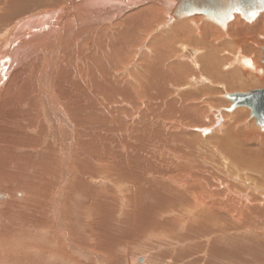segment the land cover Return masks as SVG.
Segmentation results:
<instances>
[{"label":"bare ground","instance_id":"6f19581e","mask_svg":"<svg viewBox=\"0 0 264 264\" xmlns=\"http://www.w3.org/2000/svg\"><path fill=\"white\" fill-rule=\"evenodd\" d=\"M180 3L181 0H0V170L8 168L30 174V178L22 180V186H19L25 193L24 197L22 195L17 199L20 196L17 193L13 199L10 198V202L9 199L0 202V211L12 210L14 213L19 205H23L19 209L29 212L34 209V213L38 209L36 213L42 214L41 226L39 216L30 219L26 214L17 218L18 225H8L18 231L15 230L21 243H10L15 249H20V246L38 249L24 242L28 237H35L39 228L41 232L50 233V238L54 235L55 241L62 240L65 247H72L67 237L69 229L60 221L63 210L60 205L61 201H71V196L83 198L85 192L95 195L97 199L104 195L106 199L114 200L115 204L121 201L119 205L127 200L131 202L132 211L127 214L126 222L132 228L129 230L132 235L137 231L134 219L141 217L144 222L146 215L154 209L139 207L137 200L142 195L154 197L158 202L152 213L154 219H150L154 223L149 231L155 234H164L166 224L159 223V219L165 217L168 211L179 217L185 213L186 220L189 217L193 223L203 221L208 228L222 213H231V217L235 214V221L245 223L252 217L253 210L264 212V128L256 124V128L253 127V120L247 119L246 107L228 111L230 100L224 103L220 99L224 90H245L264 84V68L260 65V47H264V12L256 15H259L256 21L246 23L235 13L221 29L199 14L176 17ZM180 19L182 23L177 25ZM170 25H173L170 33L151 37L154 30L159 32ZM240 59L250 60L252 68L241 64ZM169 86L175 94L180 87V100L177 102L167 99L168 103L163 98L162 93ZM185 88L190 90L185 91ZM150 93L153 98L155 93L154 102L148 98L143 100L147 101L143 110L149 111L157 106L155 122L150 120L142 125L129 122L130 126L123 123L128 116L137 115L140 120L146 119L144 113H128L127 106L136 98L149 97ZM226 95L229 93L223 95L225 99ZM179 102L180 109L177 105ZM224 106L231 113H227ZM173 107L175 109L171 110ZM114 113L118 114L116 116L120 122L107 121L106 116L111 117ZM207 123L213 124L217 134L223 133L224 138L221 136L222 139L217 138L214 142L207 140L204 126ZM149 129L153 130L154 135H147ZM178 129L180 162L176 164H180V176L170 182L179 183L180 186L176 187L180 191L156 184L159 175L154 173L152 164L156 154L153 155L151 151L154 148L151 145L155 142L166 151L170 142L162 144L160 140ZM108 134L124 143L128 140V134L132 139L136 134L139 138L133 150V155H136L134 163L139 162L141 166L134 167L154 178L147 182L144 177L142 181V177L137 179L132 173L129 176L132 186H127L131 198L122 193L126 190L122 185L112 186L111 192L95 191L83 182L87 175L91 176L87 174L91 173L87 166L91 161L87 159L83 162L87 149L94 148L91 141L99 142ZM188 136L197 139V143L192 140L187 142ZM119 146L127 150L124 144ZM210 156L212 162L207 159ZM33 157L35 161H31ZM108 161L104 165L101 160L94 164L101 169L106 167ZM56 163L64 172L73 163L77 168L75 174L83 180L75 177L76 184L67 188L64 175L57 180L59 184L44 186L46 181L52 183L57 179L53 177V173H57L54 170ZM212 186H242L244 189L240 188L241 191L235 195L247 201L237 200L233 204L231 198H226L228 189L223 190L220 197H215L216 189ZM46 191L48 193L42 197ZM167 191L176 192L178 197L168 195ZM66 192L67 196L62 197ZM159 192H162L161 195ZM53 194L51 200L49 197ZM4 195L0 194V201ZM256 195L259 202L255 199ZM186 196L188 200L184 199ZM39 197L43 198L44 203L38 202ZM164 202H173L176 207ZM76 212H80V208L76 209L75 214L73 211L70 213L74 222L79 214ZM53 215L54 222H50ZM180 221L183 224L181 219H177L179 225ZM79 224L83 225V221ZM87 226L88 231L91 224ZM83 227L80 226V230ZM95 227H98V223ZM24 231L26 233L22 236ZM11 234L14 236V231ZM113 236L115 242H120L119 238H115L118 236ZM88 237L91 242L95 239L93 234ZM95 242L97 244L98 241ZM119 242L115 248L122 246ZM76 251L80 252L78 249ZM116 251L113 253L117 254ZM124 260H128L126 264L134 261L129 254L124 255Z\"/></svg>","mask_w":264,"mask_h":264},{"label":"rangeland","instance_id":"374dc122","mask_svg":"<svg viewBox=\"0 0 264 264\" xmlns=\"http://www.w3.org/2000/svg\"><path fill=\"white\" fill-rule=\"evenodd\" d=\"M238 16L240 17L239 14H238ZM258 16L256 17V20H257ZM240 19L242 21H244L245 23L247 22V21L243 20L242 18H240ZM256 20L254 19V21H256ZM181 23H182V20L180 22H178L177 25H179ZM247 24H251V23H247ZM170 26L171 27H168L165 30H162L163 32L162 31L157 32L156 30H154L151 34L152 35L151 37L162 35V33H164V34L170 33V31L173 30V25H170ZM190 35H191V33H190ZM258 46H259V44H258ZM261 48H263V47H260V49ZM136 59L138 60L139 56ZM260 65H261V67L264 68V64L262 63V54H261ZM240 67H241V65H240ZM231 70H233V69H231ZM245 70H247V69H245ZM178 88H179V91L175 94V93H173L174 92L173 88H171L169 86L167 88V91H165V93H162L163 98H166V100L168 99L171 102L174 100L177 102V100H180V87H178ZM257 89H264V84L259 85V86L258 85L250 86L248 89H245V90L244 89L237 90V91L229 90L226 92H224L225 91L224 90L221 92L220 99L222 100V102L228 103L229 101L223 97V95L226 94L227 92L229 93V95H232V94H235L234 92L245 93V92H249L251 90H257ZM189 90L190 89L185 88V91H189ZM218 90H221V89L218 88ZM155 93H153L154 98H155ZM154 98L152 96V93H150L149 97L147 95H144L141 99H137V98H136V100L134 99L132 104L130 106H127L128 107L127 112L130 113V111H138L140 113H144V115L146 116V119L140 120V118L138 119L139 116H137V115H135L134 117H129L128 115H126L128 117H127V119H125L123 121V123H126L128 125L130 123L131 124L137 123L139 125H142L143 122H148L150 120H151V122H155L156 118L154 116L158 115V114H156V111H157L156 109L158 107L155 106L156 108L153 107V108H151L152 110L149 109V111L143 110L145 107V104H147V101L143 102V100L147 99V100L153 101ZM168 103H170V102L168 101ZM152 104H155V103H152ZM231 104L232 103L230 101L229 108H230ZM177 105H179V109H180V102L177 103ZM113 107H115V106H113ZM149 107H150V103H149ZM120 108H123V107H120ZM243 108H245V107H243ZM174 109H175L174 107L171 108V110H174ZM220 109H222V108H220ZM234 109H237V107ZM245 109L247 110V113H248L247 114L248 121L253 120L252 125L254 128H256L255 119L250 117V109H248L247 107ZM225 111H226V107H225ZM116 112H118V111H116ZM145 112H146V114H145ZM227 113H231V112H227ZM116 115H118V114L114 113L111 115V117L106 116L107 121L108 122L114 121L117 123L120 122L121 120H119L118 116H116ZM203 124H205V122ZM207 125L208 126L210 125L209 126L210 128L207 127ZM167 126H170V125L167 124ZM204 126L206 127L205 137L207 138V140L214 142L217 138H221V136H222V138H224L223 133L218 132L219 134H217L216 129L213 128L214 127L213 124L207 123ZM150 130L151 129H149L147 131V133H148L147 135H149V134L154 135L153 130H151V131ZM175 134H177V135H175ZM127 136H128V138L125 136V139L127 138L128 140L124 139L126 141L125 143L120 141V139L115 138L114 136H112L110 134L103 136V138L101 140H98L99 142H97V140L91 141L92 142L91 145H93L94 148L87 149L86 158L83 159V162H86L87 159L91 161V164L87 165V166H89L88 169L91 170V173L87 172V174H90L91 176L87 175V177H85L83 180L80 176L75 174L77 171V168L75 167V165L73 163L65 172L62 169V167H60L58 165L59 163H56V169H54V170L57 173H53V177H55L57 179H54L52 183H50L49 181L48 182L46 181L44 186H48V185L53 186L54 183L57 184L58 183L57 180L59 181V179H61V177L65 175V178L67 180V182H66L67 188H68V186H74L76 184V178L75 177H78V178L82 179L83 182H86L88 184L87 185L85 183L87 186H92L93 190H95V191L100 189V190H109L111 192L113 189L112 186L122 185L126 189L125 190L124 188H122L123 190H125L122 193L125 194V196L127 198L128 197L131 198L132 195H131V192H129L127 186H132V183H130L131 179L129 177V176H131L132 173L135 175V178L137 176V179L142 177L141 178L142 181H144V179H145L144 177H146L145 181H147V182H150L151 180L153 181L154 178H152V177H150V175H148L150 177L149 178L147 176V174L144 173V171L140 173L138 170H136L137 168H139L141 166V163H139V162L134 163V159H135L134 157L136 155L135 156L133 155L134 154L133 150L138 145V142L136 143V140L139 137L136 134H135V137H133V139L131 137H129V134ZM171 137H173V138H171ZM190 140H192L195 144L198 141L197 139H193V138H190L188 136L187 142H191ZM160 142H162V144H164V143L169 144V142H170V147L167 148L168 151L167 150L164 151V149L162 150L161 146L158 143L156 144V142L152 143V145H151V146H154L153 150L151 149L152 154L153 155L156 154L154 156V159H152V164H154L153 168L155 170L154 173L159 175L156 177V179H158L157 180L158 182H156V184H159V186H171L172 189H178V191H180V189L176 187V186H180L179 183L174 184L173 182H170V180H174L175 178L177 179V177L180 176L179 175L180 164H176L177 162H180V130L178 129V130L172 131V134H170L169 136L164 138V140H160ZM121 144H124L125 146H127L128 151L127 150L125 151L122 147H120L119 145H121ZM156 146H158L159 149H156ZM130 150H132V151H130ZM170 150H172V151H170ZM175 153H176V155H175ZM205 155H209V154H205ZM32 156H34V155L32 154ZM102 158H103V160H102ZM210 158L212 159L211 156L207 157V159L209 161H211ZM108 159H109V161H108ZM99 160L102 161L101 164L108 161V164L106 165L107 168L103 167V166H102L103 168H101V169L96 168V166H95L96 164H94V163H95V161H99ZM31 161H35L34 157L32 158ZM38 161H40V160H38ZM213 162H215V161H213ZM0 164H1V162H0ZM134 166L137 168H135ZM167 166H169V167H167ZM57 167L59 169H57ZM132 167H134V169ZM7 169L5 168V169L0 170V179H1L0 180V186H1L0 187V194L6 195V196L4 195L5 197L0 202L7 201L8 199L10 202L11 201L10 198L13 199V197L15 195H17V193H20V196L16 197L17 199H20L22 197V195L24 197L25 193L22 191V189L19 186H22V182L25 180L27 181L30 178V174L28 172L23 173V172H18V170L14 171V169H9V170H11V171H9ZM130 171H132V172H130ZM119 172H121L122 174ZM172 172H175V173H172ZM12 175L14 177H12V179L9 178V176H12ZM23 177H24V179H23ZM93 178H96V180ZM104 179H107V180H104ZM109 179H111L110 180L111 182L108 181ZM1 183H3V184H1ZM153 183H155V182H153ZM142 186H144V185H142ZM212 187H214V186H212ZM214 188L216 189L215 197H220L222 195L221 193L223 192V190L227 191V189H228L229 190L227 193L228 196L226 198H231V200L233 201V204H235V202L237 200L238 201L241 200L242 202H245V203L247 201L243 198H239L236 196L237 191L239 192V191H241V189H244L242 186H215ZM246 189H248V191H249V188L246 187ZM126 192H128L127 195H126ZM249 192L251 193V191H249ZM46 193H48V191L44 192L43 193L44 195L42 197H44L46 195ZM161 193L159 192L158 194L161 195ZM175 193H173V191H171V192L167 191L168 195H172L173 197L177 198L178 196ZM155 194L156 193L154 192V195ZM243 194L246 195V194H248V192L247 193L243 192ZM83 195H84L83 198H82V196L73 198L70 195L71 201H69V202L66 201V203H68V204L64 203V201H61V205H60V206H63L62 207L63 208L62 214H60V221L63 224L65 223L64 226H66V228L69 229V232H67V237L72 244V247H70V248L65 247V245L62 244L63 241L61 239H60L61 241H55L54 235L51 234L52 237L50 238V233H47L45 231L41 232V230H40L41 228H39L35 237H28V238H26V240L24 242L27 245L33 244L34 246L38 247V249H26V248H22V246H20V249H17V248L15 249V247L11 246L10 243L12 244L15 241L19 242L20 239L17 238L18 237L16 234V232H18L17 229L9 227L10 224L18 225L19 222H18L17 218L19 219V216H21L22 214H24V215L26 214L30 219H37L39 216V218H40L39 222H41L40 223V226H41V224H42V219H41L42 216L41 215L42 214L40 215V214L36 213L38 211V209L37 210L35 209V213H34V209H33V212L32 211L29 212V210L24 211V209H19V206L23 207V205H19L17 207L18 211L14 212V213L12 212V210L8 211V212L5 210L0 211V264H126V261H128V260H124L125 254H129L131 260L132 261L134 260L133 263H131V264H264V212L263 211L253 210L252 215H251L252 217L249 220H247V222H245V223H239V222L235 221V219H236L235 214L231 217V215H232L231 213H230V215L229 214L226 215V214L222 213L219 215L218 220L216 222L213 220L212 227H210V228H208V226L204 225L203 221H200V223L199 222L193 223V222H190L192 218L189 219V217L186 220L187 217H186L185 213H183V215L181 213L180 217H179L178 214L168 213L169 212L168 211L167 215L165 217L159 219V223H165L166 224L164 227V228H166L164 234L163 233L155 234V233H153V231H149L150 229L152 230L153 223H154V222L152 223L150 221V219H154L152 217V213H153V210L155 209V207L158 205V202L155 201L154 197H151V196L144 197L142 195V197H138V200H137L138 201L137 204L139 205V207H147L149 210H152L153 208L154 209L152 210L151 213L146 215L147 217H146L144 222L140 219L141 217H136L137 219L136 218L134 219V224L136 225L135 229L137 231H136L135 235H132V233L129 231L132 228L130 226H128V224L126 222L127 221L126 220L127 214H129L130 210L132 211V209H130V208H132L131 202H128V200H127L123 204L121 203L122 205H119L121 201L119 202V204L118 203L115 204L114 200H111L108 198L106 199L105 198L106 196H104V195L99 196L98 199L95 197V195L93 196V194H91L89 192H85ZM66 196H67V192L64 193L62 197H66ZM42 197L38 198V202L41 201L42 203H44V201L42 200L43 199ZM256 197H255V199H257V202H259L260 201L259 196L256 195ZM36 198L37 197H35L34 199L36 200ZM49 198L51 200H53L54 194L51 195V197H49ZM95 198H96V200H95ZM176 198H173V199L175 200ZM24 199L26 200V197ZM184 199L188 200L189 198H188V196H186ZM67 200H68V198H67ZM129 201H131V200H129ZM177 201H179V203H180V199H178ZM126 202H128V204ZM46 203H48V201ZM164 203L171 205L170 207H176V205H174L173 202H164ZM64 204H66V205L64 206ZM26 205L28 206V204H26ZM74 206H75V208H72L73 210H71V207H74ZM103 206H105V207L103 208ZM247 206H248V204H247ZM163 207L165 208V205ZM170 207H166V208H170ZM78 208H80V212H76V214L79 213L78 214L79 217L76 216V221L74 222L71 219H72L73 214H75L76 209H78ZM81 210H82V212H81ZM49 211L51 212V214H54L51 210H49ZM71 211H73L74 213L70 214ZM86 213H88V214L86 215ZM143 215H144V213H143ZM68 216H70V217H68ZM187 216H188V214H187ZM1 217H3V218L1 219ZM82 217H85V218H82ZM53 218H54V215L50 218V222H54ZM79 218H82V219H80L81 221L79 220ZM77 219H78V221H77ZM83 219L86 220L85 221L86 224H85ZM162 219H164V220H162ZM177 219H181L183 221V224L180 221V225H179V223L177 222ZM7 220H9V221H7ZM94 220L96 221L95 224H93L95 222ZM82 221H83V225H80L79 222H82ZM99 221H100V223H99ZM120 221H122V223H125V224H121ZM186 221H188V222H186ZM234 221H235V223H234ZM87 223L91 224L92 232L90 229V230H88L89 231V233H88V231H87V229H88L87 225L88 224ZM97 223H98V227H95V225ZM213 223H214V226H213ZM149 224H151V225H149ZM80 226H84V227L87 226V227L86 228L83 227V230L82 229L80 230V228H79ZM186 226H187V228H186ZM8 227H9V229H8ZM146 227H147V229H146ZM214 227L216 229H214ZM84 229H86V231ZM15 230H16V232H15ZM55 230L57 231V228H55ZM213 230H215V231H213ZM13 231H14V234H13L14 236H12V234H11V233H13ZM25 233H26V231H24L22 236H24ZM146 233H148V234H146ZM150 233H152V234H150ZM84 234H86V235H84ZM90 234L91 235L93 234L95 236V239H93L92 242H91V239L89 237L87 238V235H90ZM113 235L118 236L115 238H116V240H117V238H119L120 242L119 241L115 242V240H113V237H114ZM146 235H148L149 237ZM81 236H83V237H81ZM131 237L132 238L134 237V238L132 240H130ZM59 238H61V237H59ZM56 239H57V236H56ZM94 241H98L97 244H96V242L94 243ZM118 242L120 244L122 243V246L120 248L116 247V248H118L116 251L115 245L116 244L118 245ZM19 243H21V242H19ZM123 243L126 247H124ZM94 245H96L98 247H94ZM91 246H93V247H91ZM75 248L78 249L81 253L77 252ZM115 251L117 252V254L113 253ZM111 252L113 254H111ZM56 253H58V254H56ZM54 255H55V257H54Z\"/></svg>","mask_w":264,"mask_h":264},{"label":"water","instance_id":"95a60500","mask_svg":"<svg viewBox=\"0 0 264 264\" xmlns=\"http://www.w3.org/2000/svg\"><path fill=\"white\" fill-rule=\"evenodd\" d=\"M260 12H264V0H181L180 8L176 11L175 16L181 18L199 14L205 20L224 29L235 13H238L243 20L250 22ZM261 51L264 64V47L261 48ZM240 63L252 68L248 59H240ZM225 97L232 103L228 111L236 107H247L250 109V117L255 119V124L264 128V89L226 95Z\"/></svg>","mask_w":264,"mask_h":264}]
</instances>
